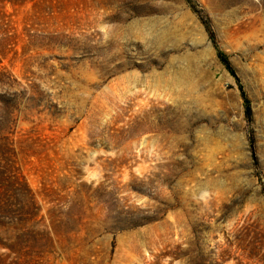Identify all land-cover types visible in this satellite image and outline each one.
Returning a JSON list of instances; mask_svg holds the SVG:
<instances>
[{
  "label": "rangeland",
  "instance_id": "374dc122",
  "mask_svg": "<svg viewBox=\"0 0 264 264\" xmlns=\"http://www.w3.org/2000/svg\"><path fill=\"white\" fill-rule=\"evenodd\" d=\"M0 264H264V0H0Z\"/></svg>",
  "mask_w": 264,
  "mask_h": 264
},
{
  "label": "trees",
  "instance_id": "16d2710c",
  "mask_svg": "<svg viewBox=\"0 0 264 264\" xmlns=\"http://www.w3.org/2000/svg\"><path fill=\"white\" fill-rule=\"evenodd\" d=\"M218 55H219L220 60L225 64V66L228 69V71L236 78V80L238 82L239 90L241 92V96H242V98L244 100L246 115L249 116L250 113H251V108H250L249 100L247 98V95H246V93L244 91L243 86L241 85V83H240V81H239L234 69L232 68V66H231V64H230V62H229V60L227 58V56L224 53H222V52H219Z\"/></svg>",
  "mask_w": 264,
  "mask_h": 264
}]
</instances>
